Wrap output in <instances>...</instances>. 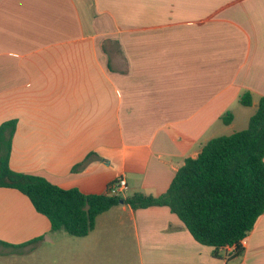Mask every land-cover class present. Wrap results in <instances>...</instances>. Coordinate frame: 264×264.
I'll return each mask as SVG.
<instances>
[{"label":"crops","instance_id":"1","mask_svg":"<svg viewBox=\"0 0 264 264\" xmlns=\"http://www.w3.org/2000/svg\"><path fill=\"white\" fill-rule=\"evenodd\" d=\"M262 97L264 0H0V127L17 121L16 172L87 195L124 178V197H158L208 141L247 129ZM66 234L0 188V264H264V213L236 257L165 206L121 204L88 236Z\"/></svg>","mask_w":264,"mask_h":264},{"label":"trees","instance_id":"2","mask_svg":"<svg viewBox=\"0 0 264 264\" xmlns=\"http://www.w3.org/2000/svg\"><path fill=\"white\" fill-rule=\"evenodd\" d=\"M240 102L251 106L252 94L244 93ZM232 120L231 112L223 116L226 124ZM16 129L15 120L0 127V188L15 189L28 197L49 219L53 231L86 237L98 217L122 201L135 210L165 206L198 243L215 248L217 255L220 249L235 247L236 257L243 253V241L264 213V97L247 129L208 141L197 158L186 160L168 191L158 197L140 192L112 196L108 190L87 195L78 189H63L41 176L16 172L10 167Z\"/></svg>","mask_w":264,"mask_h":264},{"label":"built area","instance_id":"3","mask_svg":"<svg viewBox=\"0 0 264 264\" xmlns=\"http://www.w3.org/2000/svg\"><path fill=\"white\" fill-rule=\"evenodd\" d=\"M127 187V182L124 178H120L117 181L111 183L108 188V192L112 196H121L123 195ZM229 248V247H227Z\"/></svg>","mask_w":264,"mask_h":264},{"label":"rangeland","instance_id":"4","mask_svg":"<svg viewBox=\"0 0 264 264\" xmlns=\"http://www.w3.org/2000/svg\"><path fill=\"white\" fill-rule=\"evenodd\" d=\"M122 196H123V195H122ZM66 236H67L68 238H75L74 236H71V235H69L68 233L66 234ZM32 260H33V261H32ZM32 260H29V262H27L26 264H37V263H36V258H35V259H32ZM18 262H19V264H23L21 260L18 261Z\"/></svg>","mask_w":264,"mask_h":264},{"label":"water","instance_id":"5","mask_svg":"<svg viewBox=\"0 0 264 264\" xmlns=\"http://www.w3.org/2000/svg\"><path fill=\"white\" fill-rule=\"evenodd\" d=\"M122 204H124V201H122Z\"/></svg>","mask_w":264,"mask_h":264}]
</instances>
